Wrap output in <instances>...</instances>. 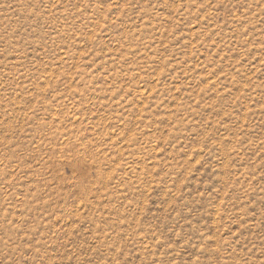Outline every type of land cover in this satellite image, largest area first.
<instances>
[{"label": "rangeland", "instance_id": "rangeland-1", "mask_svg": "<svg viewBox=\"0 0 264 264\" xmlns=\"http://www.w3.org/2000/svg\"><path fill=\"white\" fill-rule=\"evenodd\" d=\"M0 264H264V0H0Z\"/></svg>", "mask_w": 264, "mask_h": 264}]
</instances>
